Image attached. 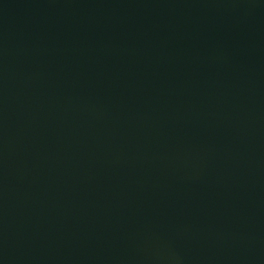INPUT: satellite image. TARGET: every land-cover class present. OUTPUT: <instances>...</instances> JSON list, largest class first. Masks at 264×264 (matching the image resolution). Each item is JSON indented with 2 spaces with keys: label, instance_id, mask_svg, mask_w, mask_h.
I'll list each match as a JSON object with an SVG mask.
<instances>
[{
  "label": "water",
  "instance_id": "water-1",
  "mask_svg": "<svg viewBox=\"0 0 264 264\" xmlns=\"http://www.w3.org/2000/svg\"><path fill=\"white\" fill-rule=\"evenodd\" d=\"M0 264H264V0H0Z\"/></svg>",
  "mask_w": 264,
  "mask_h": 264
}]
</instances>
